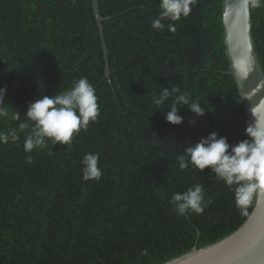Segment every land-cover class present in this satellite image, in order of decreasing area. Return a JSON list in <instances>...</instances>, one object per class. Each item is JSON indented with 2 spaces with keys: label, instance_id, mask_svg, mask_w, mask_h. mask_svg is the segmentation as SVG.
<instances>
[{
  "label": "trees",
  "instance_id": "1",
  "mask_svg": "<svg viewBox=\"0 0 264 264\" xmlns=\"http://www.w3.org/2000/svg\"><path fill=\"white\" fill-rule=\"evenodd\" d=\"M223 0H198L176 31L151 27L160 0H98L110 77L92 0H0V87L9 112L0 131L17 128L30 103L87 77L101 106L96 123L70 147L24 151L20 139L0 144V264H164L235 232L242 215L234 192L206 168L181 170L189 143L216 132L230 145L247 139L248 117L229 74ZM255 50L264 72V8L250 9ZM167 24L168 21H165ZM179 87L199 101L197 118L178 106L166 121L152 94ZM19 131V130H18ZM85 153H98L99 182L82 179ZM32 155L33 163L26 162ZM196 183L212 203L203 214L171 210L172 193ZM163 194V198H162Z\"/></svg>",
  "mask_w": 264,
  "mask_h": 264
},
{
  "label": "clouds",
  "instance_id": "2",
  "mask_svg": "<svg viewBox=\"0 0 264 264\" xmlns=\"http://www.w3.org/2000/svg\"><path fill=\"white\" fill-rule=\"evenodd\" d=\"M197 2L198 0H160V11L152 20L151 27L159 31L167 27L174 33L176 27L173 22L187 18ZM243 4L246 10L264 8V0H243ZM238 66L245 74L252 70L247 57L240 60ZM6 92V86L0 87V120L20 121L21 114L18 111L9 112L10 106L5 103ZM169 101L170 109L162 114L172 125H180L184 120L178 114V106L188 109L197 118L208 112L198 100L192 98L190 92L176 86L162 87L159 95L152 94V103L157 108ZM100 112L101 106L94 86L87 77H81L73 81L70 88L51 97L40 96L30 103L25 115L27 120L18 124L19 131L17 128H10L7 132L0 131V144L15 143L20 139L19 132H25L23 147L26 154L48 148L51 156L56 153L51 150L52 147L57 143L70 147L74 137L82 130L87 131L90 123L97 122ZM257 112L258 109L251 108L253 120L247 122V139L230 145L226 138H218L217 133L212 132L194 145L189 143L184 148V154L177 157L181 170L189 168L191 164L200 172L208 168L211 173H215L216 178L234 192L235 204L242 215H247V209L264 193V116L257 115ZM99 160L98 153L84 154L81 161L83 181L99 182L103 175ZM26 162L33 163L32 155H26ZM205 195L203 183H196L183 192H174L169 200L171 210L180 216L203 214L212 203L211 197L205 199Z\"/></svg>",
  "mask_w": 264,
  "mask_h": 264
},
{
  "label": "water",
  "instance_id": "3",
  "mask_svg": "<svg viewBox=\"0 0 264 264\" xmlns=\"http://www.w3.org/2000/svg\"><path fill=\"white\" fill-rule=\"evenodd\" d=\"M92 8L100 31L105 59V77H110L108 48L98 0H92ZM222 25L229 74L233 77L245 108L248 121L253 120L251 108L264 116V72L255 50L250 9L243 0L222 1ZM247 57L252 70L245 74L238 62ZM164 264H264V193L257 199L249 217L235 232L220 241L175 258Z\"/></svg>",
  "mask_w": 264,
  "mask_h": 264
}]
</instances>
